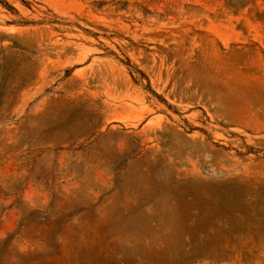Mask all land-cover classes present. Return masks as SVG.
<instances>
[{"label":"rangeland","instance_id":"obj_1","mask_svg":"<svg viewBox=\"0 0 264 264\" xmlns=\"http://www.w3.org/2000/svg\"><path fill=\"white\" fill-rule=\"evenodd\" d=\"M0 264H264V0H0Z\"/></svg>","mask_w":264,"mask_h":264}]
</instances>
